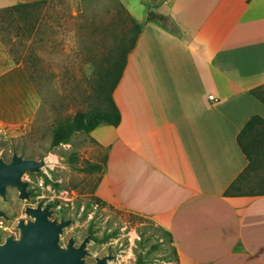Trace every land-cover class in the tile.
<instances>
[{"label": "crops", "instance_id": "0c3cea01", "mask_svg": "<svg viewBox=\"0 0 264 264\" xmlns=\"http://www.w3.org/2000/svg\"><path fill=\"white\" fill-rule=\"evenodd\" d=\"M124 3L142 32L113 93L120 125L88 134L106 150L96 195L168 231L182 264H264V196L225 195L248 164L239 133L264 119L250 93L264 86V0ZM41 102L22 66L0 74V128L32 124Z\"/></svg>", "mask_w": 264, "mask_h": 264}, {"label": "rangeland", "instance_id": "374dc122", "mask_svg": "<svg viewBox=\"0 0 264 264\" xmlns=\"http://www.w3.org/2000/svg\"><path fill=\"white\" fill-rule=\"evenodd\" d=\"M168 2L142 0L150 12ZM134 21L124 0H45L0 9V74L22 66L42 100L32 124L0 128V160L10 163L17 155L45 162L41 171L22 176L29 198L12 187L6 198L0 196V210L8 216L0 217V243L20 237L19 221L32 219L26 206L44 203L56 211L52 220L71 222L61 247L72 238L76 247L90 240L86 264L106 256L113 257L108 264H182L169 232L153 219L98 198L101 173L83 169L103 166L105 149L84 132L51 148L60 123L106 108L104 77L136 38Z\"/></svg>", "mask_w": 264, "mask_h": 264}, {"label": "water", "instance_id": "95a60500", "mask_svg": "<svg viewBox=\"0 0 264 264\" xmlns=\"http://www.w3.org/2000/svg\"><path fill=\"white\" fill-rule=\"evenodd\" d=\"M44 161L24 159L15 155L10 163L0 160V196L6 198L9 187L17 188L21 198H27L28 184L22 181L27 171L39 172L44 167ZM33 220L21 221L18 225L20 237H8L0 243V264H86L84 257L88 254L89 239L76 247L72 238L66 248L60 246V238L64 229L71 222L50 220L52 211L48 206L41 209L26 211ZM0 217L6 213L0 210ZM113 257L98 258L95 264H108Z\"/></svg>", "mask_w": 264, "mask_h": 264}, {"label": "trees", "instance_id": "16d2710c", "mask_svg": "<svg viewBox=\"0 0 264 264\" xmlns=\"http://www.w3.org/2000/svg\"><path fill=\"white\" fill-rule=\"evenodd\" d=\"M133 27L137 31L136 38L131 46L123 52L121 59L112 66V69L104 77V88L109 90L106 108L95 109L87 113L78 112L72 119L60 123L54 130L51 148L69 144L72 136L76 133L84 132L90 134L102 125L115 127L120 125L122 116L114 101L113 93L122 78L128 55L136 47L137 40L142 32V27L135 21L133 22ZM250 93L264 104V86L252 89ZM238 144L246 156L248 164L226 191L225 195L264 196V119L262 117L255 115L248 120L238 135ZM76 160L74 155L73 163ZM83 170L88 173H101L103 166L94 164Z\"/></svg>", "mask_w": 264, "mask_h": 264}, {"label": "flooded vegetation", "instance_id": "af4514ba", "mask_svg": "<svg viewBox=\"0 0 264 264\" xmlns=\"http://www.w3.org/2000/svg\"><path fill=\"white\" fill-rule=\"evenodd\" d=\"M17 189V188H16ZM17 191H18V193H19V196L21 197V192L17 189ZM26 193H27V189H26ZM28 194V193H27ZM27 198H29V195L27 196ZM27 198H25V199H27ZM50 207V211H52V216H54L55 215V210L54 209H52V205H46V206H44V203H39V204H37V205H35V204H31V205H29V206H26V208H25V212L28 210V209H32V210H37V209H41L42 211L45 209V208H47V207ZM5 212V211H4ZM6 213V212H5ZM27 214V213H26ZM52 216L50 217V220H52L51 218H52ZM8 216H7V213H6V217L5 218H7ZM29 220H33V219H29ZM29 220H25V219H21L20 221H19V223L21 222V221H25V222H28ZM19 223H18V225H19Z\"/></svg>", "mask_w": 264, "mask_h": 264}]
</instances>
